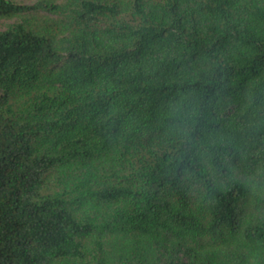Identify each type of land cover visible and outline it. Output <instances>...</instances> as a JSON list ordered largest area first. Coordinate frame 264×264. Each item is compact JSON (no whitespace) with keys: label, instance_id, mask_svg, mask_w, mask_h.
<instances>
[{"label":"trees","instance_id":"trees-1","mask_svg":"<svg viewBox=\"0 0 264 264\" xmlns=\"http://www.w3.org/2000/svg\"><path fill=\"white\" fill-rule=\"evenodd\" d=\"M0 264H264V0H0Z\"/></svg>","mask_w":264,"mask_h":264}]
</instances>
